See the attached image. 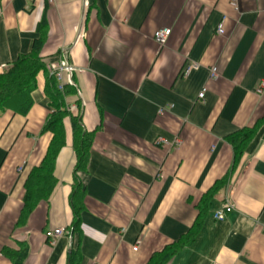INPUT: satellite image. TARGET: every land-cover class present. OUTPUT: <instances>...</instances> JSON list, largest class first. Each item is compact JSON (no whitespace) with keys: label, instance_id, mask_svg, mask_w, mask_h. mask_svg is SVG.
<instances>
[{"label":"crops","instance_id":"0c3cea01","mask_svg":"<svg viewBox=\"0 0 264 264\" xmlns=\"http://www.w3.org/2000/svg\"><path fill=\"white\" fill-rule=\"evenodd\" d=\"M41 21L33 105L25 116L0 112V264H12L5 248L23 251L22 264H67L71 249L78 264H145L191 229L209 192L200 231L169 264H264V0H0V73L31 51ZM160 30H170L164 46L153 39ZM61 59L76 69L65 104L93 133L76 173V231L68 117L56 186L18 225L24 183L51 140L40 134L45 78ZM252 127L234 165L227 137ZM227 204L232 212L214 220ZM56 229L51 244L45 233Z\"/></svg>","mask_w":264,"mask_h":264},{"label":"trees","instance_id":"16d2710c","mask_svg":"<svg viewBox=\"0 0 264 264\" xmlns=\"http://www.w3.org/2000/svg\"><path fill=\"white\" fill-rule=\"evenodd\" d=\"M44 21L39 25V33L43 30ZM44 32L35 40L31 51L19 56L12 64L6 66L0 73V112H10L14 115L25 116L33 105L32 93L36 88L37 74L45 69V64L39 55L44 39ZM43 93L48 100L49 113L43 123L40 134L49 133L50 143L45 155L39 165L33 167L24 183V194L22 198V209L18 225H22L27 217L33 212L40 202H47L52 194L56 179L54 177V165L59 151L65 144V133L63 120L70 118L73 128V148L76 155L74 169L75 178L73 192L70 197L73 222L72 230L78 227L79 214L82 211L83 190L76 173L86 169L88 163V152L91 147L93 133L86 132L81 124L80 115L73 116L65 108V99L75 93L71 86H66L64 92L57 90V83L53 77L45 78ZM255 132V127L242 129L227 137L234 152V165L243 153L245 143ZM223 182L217 184V188ZM212 193L205 194L198 207L197 218L191 229L177 241L165 246L160 252L150 256L145 264H169V262L191 241L194 240L203 224L208 212V202ZM3 253L12 261V264H22L24 252H14L5 248ZM79 253L71 249L68 253L67 264H78Z\"/></svg>","mask_w":264,"mask_h":264},{"label":"built area","instance_id":"2783aa9c","mask_svg":"<svg viewBox=\"0 0 264 264\" xmlns=\"http://www.w3.org/2000/svg\"><path fill=\"white\" fill-rule=\"evenodd\" d=\"M217 33L219 35L223 34V25L219 24L217 27ZM170 36V30H160L154 33L153 39L155 40V42L161 46H164L167 42V39ZM196 65H192L190 67H187L184 71H183V76L187 77L189 75V73L191 72V70L193 68H196ZM76 71V69L70 65L65 59H61L56 65L50 67L48 69V76L49 77H53L56 80L57 83V90L60 93L64 92V88L66 86H72V75L73 73ZM211 73V78L214 79L216 78V74H215V69H211L210 70ZM206 89L203 88L201 89V91L198 94V99L202 100L204 98ZM66 103V102H65ZM65 108L67 110V112H69L71 115H77V107L76 106H67L65 104ZM159 113H162V110L159 111ZM160 144L163 145H170L171 148H177L180 145V142L178 140L169 143L168 141H166L165 139H160L158 141ZM233 208L230 204L225 205L224 207H222L220 210L216 211L213 215L214 220H223V218L227 215L230 214L232 212ZM63 230L62 229H56L53 231H47L45 233V237L51 242V244H54L55 240L58 239L59 237H61L63 235ZM140 244V241H136L132 251L136 252L138 249V246Z\"/></svg>","mask_w":264,"mask_h":264}]
</instances>
